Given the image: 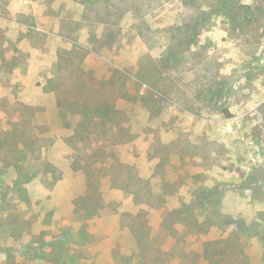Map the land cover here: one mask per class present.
Instances as JSON below:
<instances>
[{"label":"rangeland","instance_id":"rangeland-1","mask_svg":"<svg viewBox=\"0 0 264 264\" xmlns=\"http://www.w3.org/2000/svg\"><path fill=\"white\" fill-rule=\"evenodd\" d=\"M0 264H264V0H0Z\"/></svg>","mask_w":264,"mask_h":264}]
</instances>
